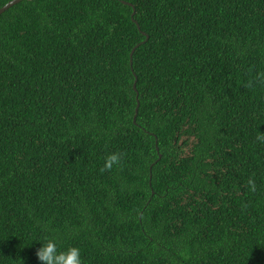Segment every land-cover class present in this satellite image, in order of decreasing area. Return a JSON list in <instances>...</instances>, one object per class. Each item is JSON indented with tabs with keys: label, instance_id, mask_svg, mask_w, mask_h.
I'll return each mask as SVG.
<instances>
[{
	"label": "trees",
	"instance_id": "16d2710c",
	"mask_svg": "<svg viewBox=\"0 0 264 264\" xmlns=\"http://www.w3.org/2000/svg\"><path fill=\"white\" fill-rule=\"evenodd\" d=\"M260 73L264 0L4 11L0 264H43L48 240L83 264H264Z\"/></svg>",
	"mask_w": 264,
	"mask_h": 264
},
{
	"label": "clouds",
	"instance_id": "9594fccd",
	"mask_svg": "<svg viewBox=\"0 0 264 264\" xmlns=\"http://www.w3.org/2000/svg\"><path fill=\"white\" fill-rule=\"evenodd\" d=\"M261 84H264V73H260L256 77ZM255 81L250 80L247 87H253ZM256 140L264 143V132H260ZM123 160L119 152L109 153L106 155L103 167L100 169L101 173L111 171L114 167L122 166ZM249 191L255 193L257 185L255 180L249 178L247 180ZM36 256L43 264H83L81 259V250L78 247L72 246L65 250H60L57 247V243L54 240H48L46 244H43L36 252Z\"/></svg>",
	"mask_w": 264,
	"mask_h": 264
},
{
	"label": "water",
	"instance_id": "95a60500",
	"mask_svg": "<svg viewBox=\"0 0 264 264\" xmlns=\"http://www.w3.org/2000/svg\"><path fill=\"white\" fill-rule=\"evenodd\" d=\"M21 1H23V0H12V1L8 2L7 4H5L3 7L0 8V15H1L4 11H6V10L9 9L10 7H12V6L18 4V3L21 2ZM120 2H121L123 5H127V6H129V7L132 8V14H131L132 22L136 25L137 29L140 31L138 24H137V23L135 22V20L133 19V15H134V12H135V11H134V8L132 7V5L129 4V3L123 2V1H120ZM141 34H142L143 36H145V40H144V42H146L147 39H148V36L145 35L144 33H141ZM137 46H138V45H136L134 48H132V50H131V52H130V57L132 56V54H133L134 50L137 48ZM130 63H131V61H130ZM133 89H135V84H133ZM136 99H137V98H136ZM137 109H138V102H137V105H136V108H135V114L137 113ZM134 120H135V116H134ZM156 151L158 152L157 147H156ZM160 158H161V156L159 155L157 160H159Z\"/></svg>",
	"mask_w": 264,
	"mask_h": 264
}]
</instances>
